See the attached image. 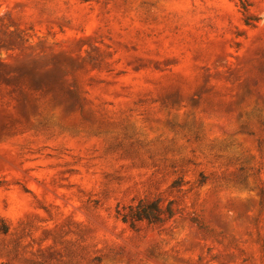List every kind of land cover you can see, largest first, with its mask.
<instances>
[{
	"label": "rangeland",
	"instance_id": "obj_1",
	"mask_svg": "<svg viewBox=\"0 0 264 264\" xmlns=\"http://www.w3.org/2000/svg\"><path fill=\"white\" fill-rule=\"evenodd\" d=\"M0 264H264V0H0Z\"/></svg>",
	"mask_w": 264,
	"mask_h": 264
},
{
	"label": "trees",
	"instance_id": "obj_2",
	"mask_svg": "<svg viewBox=\"0 0 264 264\" xmlns=\"http://www.w3.org/2000/svg\"><path fill=\"white\" fill-rule=\"evenodd\" d=\"M245 8V7H243ZM164 211L160 207V202L143 203L141 202L136 208L123 217L125 223H130L132 226L140 222H148L149 224H158L162 221ZM172 216V213H170Z\"/></svg>",
	"mask_w": 264,
	"mask_h": 264
}]
</instances>
